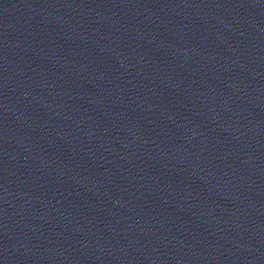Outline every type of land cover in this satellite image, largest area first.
I'll use <instances>...</instances> for the list:
<instances>
[{"label": "water", "instance_id": "1", "mask_svg": "<svg viewBox=\"0 0 264 264\" xmlns=\"http://www.w3.org/2000/svg\"><path fill=\"white\" fill-rule=\"evenodd\" d=\"M0 264H264V140L0 0Z\"/></svg>", "mask_w": 264, "mask_h": 264}]
</instances>
